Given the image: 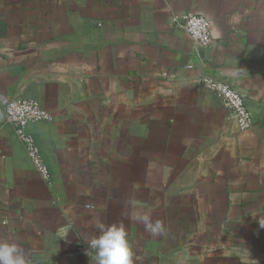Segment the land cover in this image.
<instances>
[{"label": "crops", "instance_id": "crops-1", "mask_svg": "<svg viewBox=\"0 0 264 264\" xmlns=\"http://www.w3.org/2000/svg\"><path fill=\"white\" fill-rule=\"evenodd\" d=\"M205 76L245 97L251 129ZM10 98L52 115L28 127L50 180L0 125V241L28 264H95L100 223L124 224L136 264H264V0H0ZM145 212L162 235L130 219Z\"/></svg>", "mask_w": 264, "mask_h": 264}, {"label": "built area", "instance_id": "built-area-1", "mask_svg": "<svg viewBox=\"0 0 264 264\" xmlns=\"http://www.w3.org/2000/svg\"><path fill=\"white\" fill-rule=\"evenodd\" d=\"M182 27L199 46L206 47L213 44L212 22L205 16L187 12L182 16ZM201 83L204 88L215 92L232 111L239 130L246 131L252 128L253 115L241 93L230 84L213 77L205 76ZM3 110L5 121L13 125L39 174L45 180H50V168L28 127L33 123L52 119L51 113L37 100L29 98H10L3 106Z\"/></svg>", "mask_w": 264, "mask_h": 264}, {"label": "clouds", "instance_id": "clouds-1", "mask_svg": "<svg viewBox=\"0 0 264 264\" xmlns=\"http://www.w3.org/2000/svg\"><path fill=\"white\" fill-rule=\"evenodd\" d=\"M130 219L143 224L151 236L157 237L164 233L165 225L161 220H153L150 213L137 214ZM264 226V223L261 224ZM99 235L88 244L95 251V264H136L135 255L128 233L123 223L97 225ZM0 264H28V258L22 247L15 241H0Z\"/></svg>", "mask_w": 264, "mask_h": 264}, {"label": "water", "instance_id": "water-1", "mask_svg": "<svg viewBox=\"0 0 264 264\" xmlns=\"http://www.w3.org/2000/svg\"><path fill=\"white\" fill-rule=\"evenodd\" d=\"M5 121V113L3 110V106L0 103V125Z\"/></svg>", "mask_w": 264, "mask_h": 264}]
</instances>
